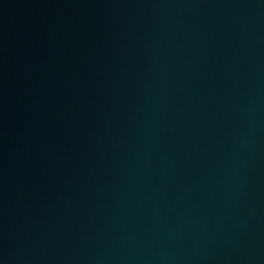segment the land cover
<instances>
[{"label": "water", "instance_id": "obj_1", "mask_svg": "<svg viewBox=\"0 0 264 264\" xmlns=\"http://www.w3.org/2000/svg\"><path fill=\"white\" fill-rule=\"evenodd\" d=\"M0 264H264V0H0Z\"/></svg>", "mask_w": 264, "mask_h": 264}]
</instances>
